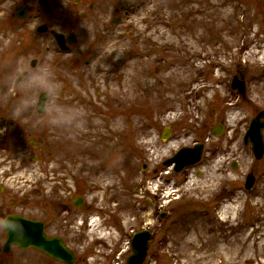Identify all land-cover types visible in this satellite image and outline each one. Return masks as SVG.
Masks as SVG:
<instances>
[{
	"label": "rangeland",
	"instance_id": "rangeland-1",
	"mask_svg": "<svg viewBox=\"0 0 264 264\" xmlns=\"http://www.w3.org/2000/svg\"><path fill=\"white\" fill-rule=\"evenodd\" d=\"M107 2L111 16L125 11L108 37L35 69L18 59L0 82V220L46 222L75 264H125L140 231L151 234L144 264H264V154L254 160L243 144L264 112L262 0ZM235 75L244 100L230 89ZM47 108L56 118L71 110L72 123L53 124ZM196 143L198 165L163 167ZM3 243L0 228V256ZM32 253L21 264H34Z\"/></svg>",
	"mask_w": 264,
	"mask_h": 264
},
{
	"label": "flooded vegetation",
	"instance_id": "flooded-vegetation-1",
	"mask_svg": "<svg viewBox=\"0 0 264 264\" xmlns=\"http://www.w3.org/2000/svg\"><path fill=\"white\" fill-rule=\"evenodd\" d=\"M122 13L124 16L125 11L121 12V8H114L111 16L107 0H0V82H11L14 63L18 59L27 62L30 68L34 63L35 66L43 63L48 55L52 58L63 55L81 57L82 48L88 47L86 42L91 39L94 43L108 37L110 25H118ZM95 24H99L98 27H94ZM62 49L66 53L63 54ZM27 76L28 72L23 71L22 77L17 78L15 83ZM42 224L47 237L59 238L47 235V224ZM2 252L4 255L0 256V264H21L25 259L30 261V252L35 255V263L63 264L32 249L10 246L4 251V243Z\"/></svg>",
	"mask_w": 264,
	"mask_h": 264
},
{
	"label": "water",
	"instance_id": "water-1",
	"mask_svg": "<svg viewBox=\"0 0 264 264\" xmlns=\"http://www.w3.org/2000/svg\"><path fill=\"white\" fill-rule=\"evenodd\" d=\"M263 4H264V0ZM230 88L233 91H238L241 98H245V85L243 75H236L232 78ZM46 101V93L40 94L36 103V111L39 114L44 113V104ZM262 130H264V112H259L250 122L248 130L244 136V144L248 142L252 146V153L255 160H260L264 154V145L262 141ZM215 136H220L222 128L217 126L212 130ZM168 136V131L165 130L161 135V139L165 140ZM33 146V142H30ZM202 149L198 145L193 149H182L171 159L168 160L165 165L174 163V171L180 172L184 167L192 166L196 164L201 157ZM232 168L235 169L233 163ZM144 166L142 170H144ZM253 177L248 176L246 179V189L251 188L253 185ZM72 203L76 207H80L83 203L82 199L75 198ZM164 214L161 215V218ZM14 225H16V231L14 233L6 232V242L4 244V251H7L10 245H16L20 249H34L38 252L45 254L46 256L64 262L65 264L73 263V255L63 245L62 241L56 238H46L42 229V224L39 222L29 221L18 216L7 217ZM151 238V234L147 231H140L132 236L130 242V249L132 255L129 256L125 264H142L148 249V241Z\"/></svg>",
	"mask_w": 264,
	"mask_h": 264
},
{
	"label": "clouds",
	"instance_id": "clouds-1",
	"mask_svg": "<svg viewBox=\"0 0 264 264\" xmlns=\"http://www.w3.org/2000/svg\"><path fill=\"white\" fill-rule=\"evenodd\" d=\"M51 95L55 96L56 95V89L53 88L51 89ZM47 112H50L53 115V119L51 122L53 124H71L72 123V115H71V110H69V115L64 116V114L61 112V118H56V112L60 111L58 109H51L47 108ZM0 228H2L6 232L14 233L16 231V225H14L8 218H4L3 220H0Z\"/></svg>",
	"mask_w": 264,
	"mask_h": 264
},
{
	"label": "bare ground",
	"instance_id": "bare-ground-1",
	"mask_svg": "<svg viewBox=\"0 0 264 264\" xmlns=\"http://www.w3.org/2000/svg\"><path fill=\"white\" fill-rule=\"evenodd\" d=\"M94 223H95V221L94 220H92L91 222H90V225H94Z\"/></svg>",
	"mask_w": 264,
	"mask_h": 264
}]
</instances>
